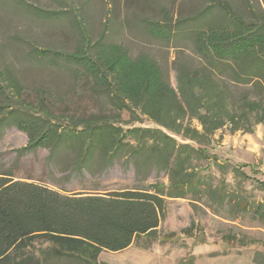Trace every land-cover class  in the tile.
I'll return each mask as SVG.
<instances>
[{"label":"trees","instance_id":"16d2710c","mask_svg":"<svg viewBox=\"0 0 264 264\" xmlns=\"http://www.w3.org/2000/svg\"><path fill=\"white\" fill-rule=\"evenodd\" d=\"M12 1L36 18L76 24L69 20L77 8L74 0H55L56 8ZM261 2L205 0L175 24L161 10V19L148 23L149 32L165 40L185 34L193 47L189 62L174 63L176 87L148 55L133 59L123 45L105 42L104 29L93 42L82 34L73 52L32 50L54 65L65 61L78 67L72 87L76 98L68 102L79 105L72 109L65 99L42 87L28 89L10 68L0 67V131L14 126L27 136L18 157L47 149L46 164L67 172L64 181L72 175H102L121 161L138 174L156 170L168 179L166 186L68 193L60 183H54L59 191L17 177L13 168L0 169V264L61 259L97 264L103 250L118 252L141 236L155 238L169 199L192 195L196 201L207 197L223 203L224 188L212 187L199 173V163L210 157L207 146L218 130L252 132L264 124ZM83 100L86 107L80 105ZM140 115L157 127L134 126ZM235 171L240 173L232 167ZM249 207L241 198L234 204L241 213L264 214L263 204Z\"/></svg>","mask_w":264,"mask_h":264},{"label":"rangeland","instance_id":"374dc122","mask_svg":"<svg viewBox=\"0 0 264 264\" xmlns=\"http://www.w3.org/2000/svg\"><path fill=\"white\" fill-rule=\"evenodd\" d=\"M25 1L56 8L55 0ZM74 1L77 8L69 20L74 19L75 25L66 18L39 19L23 12L12 0H0V67L10 68L26 88L42 87L68 102L76 98L72 87L78 67L65 61L54 65L32 50L73 52L82 34L93 42L104 29L105 42L123 45L133 59L148 55L159 65L164 79L176 87L174 63L190 61L192 44L185 34L173 33L175 36L169 40L154 37L148 23L160 20L161 10H166L175 24L201 9L205 0ZM228 1L240 5V0ZM252 2L262 4L261 0ZM74 105L79 104L69 106L72 109ZM80 105L86 107L85 100ZM122 118L127 120V113ZM139 118L134 126L157 127L145 116ZM197 122L192 120L191 124L200 128ZM213 135L207 146L210 157L199 163L198 170L212 187L222 185L228 196L223 203L207 197L196 201L192 195L169 199L155 238L141 236L118 252L103 250L97 264H264V214L255 216L252 211L241 213L234 208L239 198L250 204L249 210L257 203L264 206V124L255 125L252 132L223 128ZM174 137L179 142H189ZM26 144L27 136L18 128L10 126L0 131V169L13 168L17 177H31L59 191L54 183L63 186L61 191L87 194L168 184L164 172L149 170L138 174L122 161L102 175H69V180L64 181L67 172L46 164L47 149L39 148L18 157L17 150ZM232 167L240 173H233ZM49 264L76 263L61 259Z\"/></svg>","mask_w":264,"mask_h":264}]
</instances>
